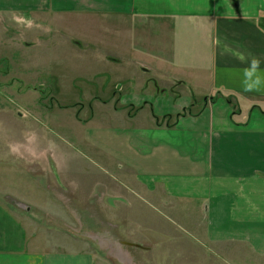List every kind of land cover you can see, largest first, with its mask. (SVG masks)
Here are the masks:
<instances>
[{
	"label": "crops",
	"instance_id": "0c3cea01",
	"mask_svg": "<svg viewBox=\"0 0 264 264\" xmlns=\"http://www.w3.org/2000/svg\"><path fill=\"white\" fill-rule=\"evenodd\" d=\"M36 12L119 22L131 43L121 54L150 75L131 92L119 87L109 109L83 127L104 131L103 142L89 143L124 170H106L83 195L95 213L102 202L108 221L101 224L111 230L123 212L198 214L212 245L244 247L264 260V0H0V14ZM142 31L149 40H139ZM131 53L144 61L128 60ZM66 187L83 225L79 207L88 202ZM18 196L31 211L0 201V264H117L77 247L47 251L30 224L33 212L50 206ZM172 238L189 249L188 239ZM157 241L150 252L162 260L160 244L170 243Z\"/></svg>",
	"mask_w": 264,
	"mask_h": 264
},
{
	"label": "rangeland",
	"instance_id": "374dc122",
	"mask_svg": "<svg viewBox=\"0 0 264 264\" xmlns=\"http://www.w3.org/2000/svg\"><path fill=\"white\" fill-rule=\"evenodd\" d=\"M118 23L84 15L0 14V201L11 205L20 194L36 202L39 197L46 200L55 212H33L41 222L32 220L30 228L37 229L34 236L45 238L47 251L77 247L117 264H134L131 255L138 259L136 264H264L244 247L212 245L207 238L209 222L206 226L201 218L199 224L198 214L123 212L121 222L110 230L101 224L108 221L102 202L95 213L83 197L106 179V170L124 173L117 160L107 159L108 152L89 143L103 142L104 131L83 128L84 124L109 109L104 104L119 87L131 92L139 78H150L144 69L127 64L125 52L121 54L120 49L125 51L131 43ZM140 35L139 40H149V33ZM131 54L128 60L144 61ZM95 122L104 125L100 119ZM104 137L109 142L107 133ZM66 186L88 202L79 207L83 225ZM61 196L69 199L64 202ZM16 207L31 211L29 205ZM156 218L158 229L153 225ZM136 219L142 227L134 226ZM173 226L175 231H167ZM173 232L177 239L189 240V249L173 245ZM103 236L112 242L110 247L102 242ZM156 240L170 243L160 244L162 260L150 252Z\"/></svg>",
	"mask_w": 264,
	"mask_h": 264
},
{
	"label": "bare ground",
	"instance_id": "6f19581e",
	"mask_svg": "<svg viewBox=\"0 0 264 264\" xmlns=\"http://www.w3.org/2000/svg\"><path fill=\"white\" fill-rule=\"evenodd\" d=\"M61 197H62V196H61ZM62 199L64 200V202L66 201L65 198L62 197ZM16 203H17V202H16ZM16 205L19 206V207L22 208V209H24L23 207L26 206L25 204H21V203H19V202H18ZM102 240H103L102 242L104 243V245H106L107 247H110V246H111V243H112V242H110V241L107 239V237L103 236V237H102ZM112 249H113V248H112ZM114 251L117 252L118 250H117V249H114ZM119 251H121V252L123 253V249L119 248ZM117 253H118V252H117ZM131 256H132V255H131Z\"/></svg>",
	"mask_w": 264,
	"mask_h": 264
},
{
	"label": "water",
	"instance_id": "95a60500",
	"mask_svg": "<svg viewBox=\"0 0 264 264\" xmlns=\"http://www.w3.org/2000/svg\"><path fill=\"white\" fill-rule=\"evenodd\" d=\"M25 208V207H24ZM28 211H30L29 209H27ZM138 247V246H137Z\"/></svg>",
	"mask_w": 264,
	"mask_h": 264
}]
</instances>
